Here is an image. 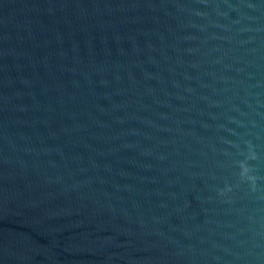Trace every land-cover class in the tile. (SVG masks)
Returning a JSON list of instances; mask_svg holds the SVG:
<instances>
[{"label": "water", "instance_id": "water-1", "mask_svg": "<svg viewBox=\"0 0 264 264\" xmlns=\"http://www.w3.org/2000/svg\"><path fill=\"white\" fill-rule=\"evenodd\" d=\"M0 264H264V0H0Z\"/></svg>", "mask_w": 264, "mask_h": 264}]
</instances>
